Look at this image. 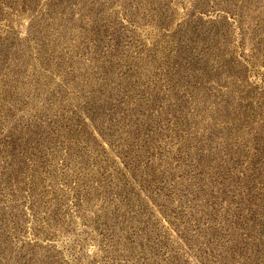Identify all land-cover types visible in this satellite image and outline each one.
Instances as JSON below:
<instances>
[{
	"label": "rangeland",
	"instance_id": "1",
	"mask_svg": "<svg viewBox=\"0 0 264 264\" xmlns=\"http://www.w3.org/2000/svg\"><path fill=\"white\" fill-rule=\"evenodd\" d=\"M0 264H264V0H0Z\"/></svg>",
	"mask_w": 264,
	"mask_h": 264
}]
</instances>
